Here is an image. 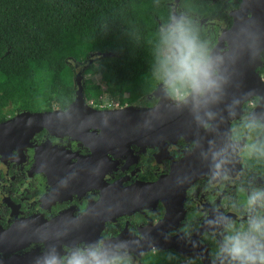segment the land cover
Wrapping results in <instances>:
<instances>
[{
    "label": "flooded vegetation",
    "instance_id": "1",
    "mask_svg": "<svg viewBox=\"0 0 264 264\" xmlns=\"http://www.w3.org/2000/svg\"><path fill=\"white\" fill-rule=\"evenodd\" d=\"M197 2L209 9L208 15L173 0L171 17L174 12L187 15L214 49L244 0ZM222 47L229 49L227 40ZM259 60L256 84L239 115L230 121L232 110H215L211 131L200 127L156 144L133 138L126 150L100 151L98 159L91 158L93 150L85 141L48 128L21 134L0 149V264H33L51 244L63 254L74 242L101 237L133 241L132 264H146L163 252L178 264H204L203 258L212 262L219 237L211 234L206 220L218 210L239 225L247 219L249 193L264 188V155L252 152L253 145L264 141V129L246 127L249 113H264V48ZM157 103L149 94L131 103H104V108L89 105L97 110L149 109ZM70 105L27 111L53 112ZM21 111L3 109L0 123ZM129 139L119 136L118 144L127 145ZM220 150L229 161V179L211 180L212 153ZM11 231L17 232L15 238ZM57 233L64 235L57 239Z\"/></svg>",
    "mask_w": 264,
    "mask_h": 264
},
{
    "label": "trees",
    "instance_id": "2",
    "mask_svg": "<svg viewBox=\"0 0 264 264\" xmlns=\"http://www.w3.org/2000/svg\"><path fill=\"white\" fill-rule=\"evenodd\" d=\"M172 1L0 0V119L5 108L68 106L75 99L79 64L85 66L89 103L100 104L103 93L93 75L121 104L152 94L164 80L160 30L171 22ZM197 1L183 3L208 15ZM193 27L208 41L204 31ZM97 52L113 56L96 57ZM145 263L178 264L164 252Z\"/></svg>",
    "mask_w": 264,
    "mask_h": 264
},
{
    "label": "clouds",
    "instance_id": "3",
    "mask_svg": "<svg viewBox=\"0 0 264 264\" xmlns=\"http://www.w3.org/2000/svg\"><path fill=\"white\" fill-rule=\"evenodd\" d=\"M170 20L160 30L166 48L160 61L165 91L179 110L190 112L198 127L211 131L212 122L217 118L213 106L221 103L230 83V50L209 48V43L201 39L187 15L174 14ZM231 63H235V58ZM239 102L233 99L228 109ZM246 127L264 129V113H249ZM257 151L264 155V141L252 146V152ZM228 162L223 150L212 153L208 174L211 180L229 179L225 168ZM245 209L247 219L239 225L218 210L212 219L206 220L211 234L219 237L212 264H264V214H261L264 188H254L249 193ZM63 235L57 233L56 238ZM132 243L101 237L92 242H74L64 248L63 254L51 244L33 264H132Z\"/></svg>",
    "mask_w": 264,
    "mask_h": 264
},
{
    "label": "water",
    "instance_id": "4",
    "mask_svg": "<svg viewBox=\"0 0 264 264\" xmlns=\"http://www.w3.org/2000/svg\"><path fill=\"white\" fill-rule=\"evenodd\" d=\"M233 16V26L220 33L219 43L213 49H222L224 40L229 44L230 83L221 103L214 105L213 110L226 109L233 99H239L240 102L230 109V121L239 115L243 100L250 96L256 84L255 68L260 64L259 53L264 48V0H244L242 8ZM95 56L107 57L113 56V53L97 52ZM232 58H235L234 64L231 63ZM74 82L75 99L67 109L34 113L23 110L15 118L0 123V149L8 148L9 144L18 141L21 134L30 136L42 128H48L54 134H70L85 141L93 150L91 158L98 159L103 151L126 150L134 141L133 138L156 144L172 137L193 134L200 128L187 109L179 110L171 101L164 83L159 84L150 94L151 99L158 100L152 108L128 106L115 110H97L86 101L85 76L78 73ZM92 128H99V131ZM123 135L130 137L129 144H118L119 136ZM16 231H11L10 237L15 238ZM32 238L35 239L34 236ZM203 263L212 264L206 258H203ZM13 264H20V261L18 263L16 260Z\"/></svg>",
    "mask_w": 264,
    "mask_h": 264
},
{
    "label": "rangeland",
    "instance_id": "5",
    "mask_svg": "<svg viewBox=\"0 0 264 264\" xmlns=\"http://www.w3.org/2000/svg\"><path fill=\"white\" fill-rule=\"evenodd\" d=\"M76 66V70H77V73H82L83 74V71H84V65H75ZM88 77V76H87ZM91 76H89L88 78H90ZM92 78L97 82V84H99V86L102 88L103 90V93L99 96V101L100 104H104V103H108L110 104L111 103V96L109 95V92L107 90V84L105 82H101V79L99 76H95L93 75ZM86 79V77H85ZM95 104H99L97 102H95Z\"/></svg>",
    "mask_w": 264,
    "mask_h": 264
},
{
    "label": "built area",
    "instance_id": "6",
    "mask_svg": "<svg viewBox=\"0 0 264 264\" xmlns=\"http://www.w3.org/2000/svg\"><path fill=\"white\" fill-rule=\"evenodd\" d=\"M116 102H118V101H115L114 99H111V103L109 104V106H114L116 104ZM89 104L90 105H94L96 107H100V108H104V107L107 106V104H95V101H91Z\"/></svg>",
    "mask_w": 264,
    "mask_h": 264
}]
</instances>
